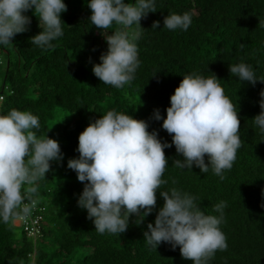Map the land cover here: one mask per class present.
Masks as SVG:
<instances>
[{"label": "trees", "instance_id": "trees-1", "mask_svg": "<svg viewBox=\"0 0 264 264\" xmlns=\"http://www.w3.org/2000/svg\"><path fill=\"white\" fill-rule=\"evenodd\" d=\"M64 2V35L54 42L55 47L41 49L32 44L31 37L43 25L39 27L38 15L31 11L27 13L32 17L31 30L17 34L13 45L0 47V113L17 108L39 116L38 135L56 139L64 153L62 165L53 162L47 179L39 182L41 235L29 237L15 223H0V264H192L182 258L179 247L172 250L162 243L154 250L144 240L148 223L154 224L165 202L159 191L156 210L142 224L136 225L133 216L121 235L98 233L87 210L77 204L84 183L67 168V161L79 157L80 133L112 109L145 120L150 132L158 131L162 142L171 143L163 120L154 119V110L166 118L171 95L183 76L193 72L216 74L222 80L226 95L237 104L245 143L224 180L211 170L201 173L195 166L192 170L172 166L174 159L182 157L174 145L165 149L169 167L161 191L175 187L197 196L206 214L218 215L213 206L227 201L221 228L228 249L217 251L210 264H264V136L252 121L261 111L258 102L264 83L242 84L229 73L230 64L243 60L264 76V0H157V12L141 20L143 29L127 30L130 36L141 33L137 40L141 64L131 85L122 89L103 84L93 73L107 43L102 30L88 20V0ZM185 11L193 17L187 31L163 28L168 13ZM154 21H160V29L152 28ZM57 115L70 118L57 121ZM80 249L88 253L74 262Z\"/></svg>", "mask_w": 264, "mask_h": 264}, {"label": "clouds", "instance_id": "clouds-1", "mask_svg": "<svg viewBox=\"0 0 264 264\" xmlns=\"http://www.w3.org/2000/svg\"><path fill=\"white\" fill-rule=\"evenodd\" d=\"M156 3L88 0V20L102 30L99 32L107 43L100 63L93 66L94 75L103 84L122 89L134 81L141 64L137 43L141 33L135 31L130 36L127 30L143 29L141 20L157 12ZM29 11L36 18L38 15L39 27L43 25V30L31 37L32 44L41 49L55 47L54 42L64 35V0H0V47L13 45L17 34L31 30ZM192 23L190 12H173L164 17L163 28L187 31ZM152 28L160 29V21H154ZM229 73L242 84L264 83V76H258L254 66L243 60L230 64ZM221 81L216 74H187L170 97L166 118L159 109L154 110V119L163 120L162 128L171 136V143L162 142L158 131L150 132L145 120L115 109L90 122L80 133L79 157L69 159L67 168L84 183L77 204L87 210L98 233L121 235L133 216L136 225L142 224L156 210L159 191L165 202L143 234L148 246L154 250L162 243L171 245L172 250L179 247L182 258L192 264H210L217 251L228 249L221 228L227 201L213 206L218 215L206 214L197 196L175 187L161 191L167 184L163 175L169 167L165 149L173 145L182 157L173 160L172 166L178 169L192 170L195 166L201 173L211 170L224 180L233 168L245 141L240 135L237 104L226 95ZM259 96L261 111L252 121L264 136V90ZM40 128L39 116L30 111L12 108L7 114L0 113V223L27 221L37 203L39 182L47 179L53 162L62 165L64 153L59 142L47 134L38 135Z\"/></svg>", "mask_w": 264, "mask_h": 264}, {"label": "built area", "instance_id": "built-area-1", "mask_svg": "<svg viewBox=\"0 0 264 264\" xmlns=\"http://www.w3.org/2000/svg\"><path fill=\"white\" fill-rule=\"evenodd\" d=\"M42 212V209H40L36 203V206L27 221H17L29 237L36 238L41 235L43 222Z\"/></svg>", "mask_w": 264, "mask_h": 264}, {"label": "rangeland", "instance_id": "rangeland-1", "mask_svg": "<svg viewBox=\"0 0 264 264\" xmlns=\"http://www.w3.org/2000/svg\"><path fill=\"white\" fill-rule=\"evenodd\" d=\"M61 115H57V121L59 120H63L65 119L66 117L67 118H70V116H66L64 115L63 117H60ZM57 121H55L54 123L51 124L52 127L55 126V124H57ZM88 253V250H85V249H80L78 252L75 253L74 257H73V261L74 262H79L80 258L83 257L84 254H87Z\"/></svg>", "mask_w": 264, "mask_h": 264}, {"label": "crops", "instance_id": "crops-1", "mask_svg": "<svg viewBox=\"0 0 264 264\" xmlns=\"http://www.w3.org/2000/svg\"><path fill=\"white\" fill-rule=\"evenodd\" d=\"M17 226H20L18 222L15 223Z\"/></svg>", "mask_w": 264, "mask_h": 264}]
</instances>
